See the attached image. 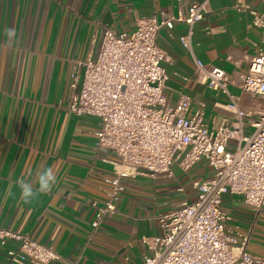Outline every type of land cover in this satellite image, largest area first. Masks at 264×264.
Here are the masks:
<instances>
[{
    "label": "crops",
    "instance_id": "0c3cea01",
    "mask_svg": "<svg viewBox=\"0 0 264 264\" xmlns=\"http://www.w3.org/2000/svg\"><path fill=\"white\" fill-rule=\"evenodd\" d=\"M202 0H0V228L27 233L77 264H139L147 253L143 238L159 233L157 216L193 200L195 179L211 177L201 160L190 170L171 166L170 175L125 177L116 211L92 229L96 207L103 205L115 156L95 146L99 125L93 116H77L67 108L69 75L78 62L94 58L105 27L131 31L138 20L158 10L187 14ZM250 9L264 12L259 0H210L204 18L191 33V51L179 42L189 32L176 23L173 36L165 29L158 43L171 56L164 63L169 78L165 95L175 104L180 94L191 97L188 115L202 109L209 126L232 121L230 98L197 80L194 58L235 75L248 68L250 55L264 43V26L254 23ZM17 32L15 40L4 35ZM242 109L255 96L229 84ZM264 110V101L256 103ZM249 124L245 133H249ZM52 168L58 183L53 191L30 203L19 191L5 200V189L27 173ZM230 213L226 231L246 238V250L264 257V207L255 211L238 194H223ZM14 243L0 245V264L9 261ZM51 264H64L62 260Z\"/></svg>",
    "mask_w": 264,
    "mask_h": 264
},
{
    "label": "built area",
    "instance_id": "2783aa9c",
    "mask_svg": "<svg viewBox=\"0 0 264 264\" xmlns=\"http://www.w3.org/2000/svg\"><path fill=\"white\" fill-rule=\"evenodd\" d=\"M209 2H194L187 14L155 11L131 31L105 27L95 57L78 62L69 75L68 110L97 118L95 146L115 156L106 199L100 206L93 202V230L116 211L123 178L170 175L173 164L186 172L201 160L212 170L211 177L192 182L193 200L157 216L159 233L143 238L147 253L139 264H264V257L246 250V238L226 231L231 216L222 201L225 193L238 194L253 210L264 207V110L240 108L228 89L233 84L264 96V43L248 58V68L234 76L194 58L197 80L230 98L232 121L209 126L202 109L188 115V94H180L173 105L165 95L169 75L163 64L172 56L159 45V32L165 29L172 37L176 23L187 24L189 32L178 39L191 51L193 26L204 18ZM250 11L254 23L264 26V12ZM9 242L14 246L8 259L14 264H77L27 233L0 228V245Z\"/></svg>",
    "mask_w": 264,
    "mask_h": 264
},
{
    "label": "clouds",
    "instance_id": "9594fccd",
    "mask_svg": "<svg viewBox=\"0 0 264 264\" xmlns=\"http://www.w3.org/2000/svg\"><path fill=\"white\" fill-rule=\"evenodd\" d=\"M4 35L9 40H15L17 38V32L14 28H6ZM33 173L29 171L27 173L28 178L24 176L19 177L14 185H9L5 191V200L8 197L15 196L13 188L19 191V200L23 203H30L34 198L41 194H48L53 191V188L58 183L57 175L52 168H46L43 171L36 174L34 187L31 177Z\"/></svg>",
    "mask_w": 264,
    "mask_h": 264
},
{
    "label": "rangeland",
    "instance_id": "374dc122",
    "mask_svg": "<svg viewBox=\"0 0 264 264\" xmlns=\"http://www.w3.org/2000/svg\"><path fill=\"white\" fill-rule=\"evenodd\" d=\"M255 96V103L253 102V106L251 107L252 109H254L257 105L256 103H261V101H264V96H257V95H254ZM252 129L250 128V131Z\"/></svg>",
    "mask_w": 264,
    "mask_h": 264
}]
</instances>
